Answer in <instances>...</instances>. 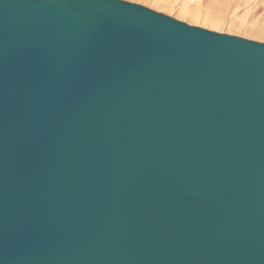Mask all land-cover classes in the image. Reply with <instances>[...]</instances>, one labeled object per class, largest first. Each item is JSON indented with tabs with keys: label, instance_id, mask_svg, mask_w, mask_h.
<instances>
[{
	"label": "water",
	"instance_id": "95a60500",
	"mask_svg": "<svg viewBox=\"0 0 264 264\" xmlns=\"http://www.w3.org/2000/svg\"><path fill=\"white\" fill-rule=\"evenodd\" d=\"M0 264H264V43L0 0Z\"/></svg>",
	"mask_w": 264,
	"mask_h": 264
},
{
	"label": "rangeland",
	"instance_id": "374dc122",
	"mask_svg": "<svg viewBox=\"0 0 264 264\" xmlns=\"http://www.w3.org/2000/svg\"><path fill=\"white\" fill-rule=\"evenodd\" d=\"M124 1L142 5L178 21L187 23L190 26H197L210 31L264 43V38H261L258 34L259 30L264 31V0H228V2L226 0H223V2L222 0H156L159 5L161 4V7H166L167 10H162L159 6H157V8L151 5L150 2L155 0ZM192 9H194L193 12L201 17L207 15L209 20L214 18L221 28L214 29L177 16L179 12L185 14L188 10ZM208 13L210 15H208ZM244 30L250 31L251 34L245 35Z\"/></svg>",
	"mask_w": 264,
	"mask_h": 264
},
{
	"label": "bare ground",
	"instance_id": "6f19581e",
	"mask_svg": "<svg viewBox=\"0 0 264 264\" xmlns=\"http://www.w3.org/2000/svg\"><path fill=\"white\" fill-rule=\"evenodd\" d=\"M148 1V0H147ZM158 1V0H157ZM157 1L155 0V1H153V2H150L151 3V5H153V6H155V7H157V6H159L162 10H167V8L166 7H161L160 5H159V3H157ZM227 2H228V0H226ZM245 1V0H244ZM222 2H223V0H222ZM222 2H220V3H222ZM213 5V4H212ZM214 6V5H213ZM158 8V7H157ZM193 10L194 9H192V10H188V11H192V12H186L185 14H181L180 12L179 13H177V16L178 17H180V18H184L185 20H190V22H193V23H196V24H201V25H204V26H208V27H211V28H214V29H218V28H221V26H219L218 24H217V22H216V20L214 19H212V20H209V17H207V15H205L204 17H201L200 15H198L197 13H195V12H193ZM170 11H172V10H170ZM207 14V13H206ZM208 15H210L209 13H208ZM245 31V30H244ZM245 35H250L251 34V32L250 31H248V30H246L245 32ZM258 34L260 35V37L261 38H264V31H262V30H259V32H258Z\"/></svg>",
	"mask_w": 264,
	"mask_h": 264
}]
</instances>
